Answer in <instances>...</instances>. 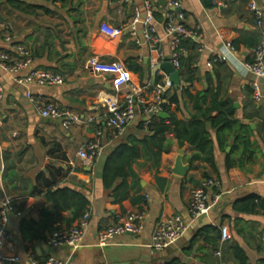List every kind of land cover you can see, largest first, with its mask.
Wrapping results in <instances>:
<instances>
[{
    "label": "crops",
    "instance_id": "obj_1",
    "mask_svg": "<svg viewBox=\"0 0 264 264\" xmlns=\"http://www.w3.org/2000/svg\"><path fill=\"white\" fill-rule=\"evenodd\" d=\"M150 2L164 60L150 52L140 25L139 44L126 32L111 38L99 30L102 21L117 27L127 24L134 6L144 12L141 0H0V21L14 26L12 42L29 49L33 67L64 77L57 86L31 85L30 92L83 120L92 117L87 123L63 129L59 120L40 116L25 97L24 87L0 70L4 88L0 101V219L4 210L9 233L1 250L19 257L10 264H38L48 255L66 259L67 264H264V77L257 79L262 98L256 102L251 87L255 77L242 66L252 60V49L260 42L261 32L247 0ZM170 2L179 4L175 12H182L186 28L196 33L195 38L187 37L186 51L183 49L180 57L178 87L169 84L168 75L160 69L161 63L169 61V39L163 24ZM255 2L264 4V0ZM227 43L235 49L230 60L211 61L215 54L225 52ZM92 60L123 63L131 83L143 88L147 101L152 100L155 85L162 86V103L167 109L159 112L168 117L157 112L145 118L137 106L133 122L121 134H113L106 126L102 94L115 93L120 98L129 86L115 88L110 75L92 69ZM174 94L178 101L170 102ZM213 100L231 104L236 121L220 136V142L216 129L205 123L212 140L213 163L188 143L179 145L174 133L168 131L163 144L169 148L161 151L157 163L139 145V156L131 164L134 176H127L118 191L104 188V161L117 145L130 138H144L149 134L148 124L159 119L169 123L173 115L188 121ZM209 114L215 115L216 110ZM96 127L104 133L102 151L86 162L77 152L93 138ZM178 156L187 166L184 175L173 172ZM207 178L217 181L206 189L210 208L192 219L187 211L191 190ZM121 182L119 179L116 184ZM59 187L77 190L88 200L83 247L73 252L67 246L50 247L49 237L23 240L19 233L22 220L38 221L42 207L53 208L45 192ZM248 197H253L256 206L240 209L236 202ZM134 211L145 214L139 234L118 236L106 246L96 244L98 229L112 224L115 215ZM59 214L54 225L66 227L63 219L70 211ZM172 214L185 220L187 230L174 245L151 249L156 222ZM222 225L227 228L224 240ZM235 249H240L238 256Z\"/></svg>",
    "mask_w": 264,
    "mask_h": 264
},
{
    "label": "built area",
    "instance_id": "obj_2",
    "mask_svg": "<svg viewBox=\"0 0 264 264\" xmlns=\"http://www.w3.org/2000/svg\"><path fill=\"white\" fill-rule=\"evenodd\" d=\"M128 1V0H125ZM232 1V0H226ZM144 12L134 6L129 21L122 27L112 26L104 21L99 24V30L108 37L114 38L124 32L128 33L137 44V26H142V34L149 44V50L154 53L158 60H164L165 54L159 47L160 39L156 36L155 17L150 0H141ZM179 4L170 2L164 13L163 30L164 35L169 39L170 54L169 62L174 67L180 66V57L184 50L179 47L183 38H195L196 33L185 26V16L182 12H175ZM247 8L254 17L255 25L259 28L262 38L252 49V60L242 64L244 69L255 77L251 82L253 99L261 101L262 95L257 79L264 77V4L258 5L255 0H247ZM14 26L11 23L0 21V70L10 74L15 84L23 86L24 95L28 99L32 108L42 117L54 118L60 121L63 129H67L73 124L89 122L92 117L80 118L75 112L61 108L41 97L33 95L29 87L36 86H57L64 82V77L51 70L36 68L32 66L31 52L20 43L12 42ZM200 49V47H199ZM235 53L231 43L226 44L225 52L215 54L211 61L230 60ZM156 59V60H157ZM92 69L96 72L108 74L111 77L112 85L115 88L128 85L129 89L122 97L115 93L105 92L102 94V104L106 110V126L113 134H121L124 129L135 119L137 106H139L145 118H148L161 111L162 86L155 85L154 94L151 101H147L143 96V88L133 85L130 80V72L123 63L119 61H98L92 60ZM24 72L21 73V72ZM4 96V88L0 81V101ZM104 139L103 130L96 127L93 138L87 141L77 152L83 161L91 162L97 158L102 151ZM217 181L207 178L201 186L193 188L187 207L188 214L192 219L206 213L210 204L206 189L211 185H216ZM7 203H5L6 206ZM19 214V212H16ZM89 212L85 211L82 217L70 227H58L52 232L48 239V244L52 248L67 246L73 251L83 247L84 230L87 224ZM145 214L143 211L127 212L115 215V221L97 231L96 244L106 246L111 244L115 238L125 234L136 235L142 230ZM7 213L3 210L0 219V264H10L19 261V257L5 253L1 250V244L9 235L7 227ZM188 224L178 214H172L156 222L150 237L149 246L155 251L164 250L174 245L187 230ZM221 240L227 237L225 225L220 227ZM262 248L264 250V232L261 236ZM218 254V252H216ZM38 264H67L66 259L54 255H48L46 259Z\"/></svg>",
    "mask_w": 264,
    "mask_h": 264
},
{
    "label": "trees",
    "instance_id": "obj_3",
    "mask_svg": "<svg viewBox=\"0 0 264 264\" xmlns=\"http://www.w3.org/2000/svg\"><path fill=\"white\" fill-rule=\"evenodd\" d=\"M189 39L183 38L180 40L179 47L186 51V42ZM181 64V61H180ZM190 73V68H186ZM188 82L191 81L189 76ZM170 102H177L178 98L174 94L169 98ZM197 109L198 106H196ZM161 109L166 110L167 104L162 103ZM216 110L215 115H210L211 111ZM209 112V113H208ZM234 109L230 104L225 106L224 102H213L205 110L200 111V114L192 116L190 120H177L173 115L170 116L168 122L165 123L163 119H159L157 123L148 124L149 134L142 139L130 138L127 142L117 145L112 152L106 157L102 171V181L105 189L118 191L117 189L124 184L127 176H134L131 170V164L139 156V145L149 153L154 162L157 163L162 150H167L169 145L163 144L165 140L164 135L168 131H172L177 139L179 145L188 143L198 152L205 154V159L213 163L212 158V140L205 127L208 122L210 127L216 129L217 140L220 142V136L236 122L233 118ZM200 117L204 119L201 120ZM152 147L157 150L153 151ZM197 155L193 156V159ZM231 164L227 163V167ZM121 179V184L117 185V180ZM46 199L53 204L52 209L42 207L39 212L38 221L22 220L19 227V233L23 240L31 238H40L47 240L52 232L59 226H55V219L60 216V211H70V216L63 219L66 227H70L74 222L79 220L83 213L87 210L88 200L85 195L77 190L69 187H59L55 190H48L45 192ZM237 206L243 210H252L256 206L253 197L245 198L236 202ZM240 252V249H235V255ZM238 256V255H236Z\"/></svg>",
    "mask_w": 264,
    "mask_h": 264
},
{
    "label": "water",
    "instance_id": "obj_4",
    "mask_svg": "<svg viewBox=\"0 0 264 264\" xmlns=\"http://www.w3.org/2000/svg\"><path fill=\"white\" fill-rule=\"evenodd\" d=\"M160 69H162L168 75V83L173 84L175 87H178L180 84V69H177L169 61H165L160 64ZM159 116L167 118L168 115L165 112H159ZM187 170V166L183 165L181 162V156H178L175 161V166L173 172L177 175H184Z\"/></svg>",
    "mask_w": 264,
    "mask_h": 264
}]
</instances>
